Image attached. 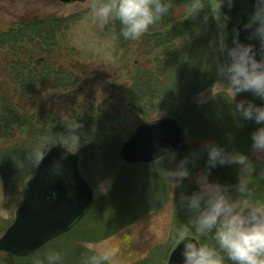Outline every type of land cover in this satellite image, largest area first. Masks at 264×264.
<instances>
[{"label":"trees","instance_id":"obj_1","mask_svg":"<svg viewBox=\"0 0 264 264\" xmlns=\"http://www.w3.org/2000/svg\"><path fill=\"white\" fill-rule=\"evenodd\" d=\"M187 3L188 0H174L172 13L136 41L124 40L118 24L105 26L108 36H114L124 52L122 71L128 82L122 86L115 84L104 110L105 104H95L97 94L106 87L103 73L90 78L87 66L63 64V50L56 34L65 20L17 22L0 31V187L18 181L25 188L35 170L25 166L29 148L42 134L66 140L64 146L81 157L83 172L84 158H94L102 170L116 165L123 183L112 195L114 199L101 205L96 203L74 228L34 254L21 257L4 253L12 258V264H31L33 255H43L48 248L64 251L66 264H79L81 256L89 254L86 243L115 232L114 219L103 220L113 210L110 202L120 208L126 197L137 194L139 186L146 185L145 172L168 160L164 157L151 164L129 165L119 156V149L139 124L151 121L162 111L179 120L190 140L188 151L177 154L176 159L200 153L195 165H189L192 176L205 169L207 152H201V148L205 141H211L248 155L257 169L254 175L259 178L254 180L255 194L264 198V177L259 176L264 171V161L251 154V133L258 125L235 113L229 91H221L211 100H198L214 84L231 90L216 72L215 49L221 23L218 4L216 0H206L207 7L196 16L184 18ZM236 99L264 104L249 93H241ZM122 107L126 108L125 113ZM133 116H137L135 122ZM76 120L80 126L74 130ZM238 178L237 165H218L209 174L211 181L227 185H234ZM187 186L192 191L196 189L191 177L180 187ZM136 209L133 204L120 214H132ZM83 220L87 222L83 224Z\"/></svg>","mask_w":264,"mask_h":264},{"label":"clouds","instance_id":"obj_2","mask_svg":"<svg viewBox=\"0 0 264 264\" xmlns=\"http://www.w3.org/2000/svg\"><path fill=\"white\" fill-rule=\"evenodd\" d=\"M237 0H219V9H231ZM251 12L247 19L232 30L231 46L221 35L215 49L217 76L232 91L228 97L234 111L242 120L254 121L258 127L251 133L252 150L264 159V104L236 97L250 93L264 101V0H250ZM174 0H89L87 8L94 23L100 28L119 25V35L126 41L141 39L152 27L168 17ZM206 6V0H188L185 17L196 16ZM206 19V18H205ZM241 31L247 33L249 42L240 39ZM74 130L79 122H74ZM61 140L42 134L29 148L26 167L38 170L50 150L61 145ZM207 152L206 167L195 177L189 165H195L200 153L176 159L177 153H165L174 167L166 170L167 181L173 189L192 177L196 189L182 193L179 203L188 218L173 229L171 243L180 242L177 259L172 264H264V198L256 196L254 180L259 179L255 164L243 152L229 151L214 142L205 141L201 152ZM67 153L53 156L47 165L48 176L65 174ZM223 165L238 166V181L234 185L211 181V169ZM264 177V171L259 173ZM71 197L72 192L69 191ZM195 233L200 239H193ZM79 264H119L113 250L99 248L88 250ZM31 264H66V253L48 248L43 255L35 254Z\"/></svg>","mask_w":264,"mask_h":264},{"label":"rangeland","instance_id":"obj_3","mask_svg":"<svg viewBox=\"0 0 264 264\" xmlns=\"http://www.w3.org/2000/svg\"><path fill=\"white\" fill-rule=\"evenodd\" d=\"M88 3L89 0L70 4L59 0H0V31L7 30L17 22H32L48 18L65 20L66 22L56 34L63 50V64H77L81 68L87 66L90 70V78L96 73H103L101 78L106 80V87L97 94L95 104L99 107L105 104L102 107L104 110L108 97L114 93L115 84L122 86L128 82L126 73L122 71L125 58L117 39L114 36H108L105 27L100 28L93 22L87 8ZM218 21H221L220 14H218ZM49 29L52 30V27ZM221 35L226 41V34L220 23L219 40ZM221 91H229L232 94V91L225 85L218 83L200 95L198 100H211ZM130 108H132L131 105ZM121 109L122 113L126 112V108L122 107ZM167 116L170 115L162 111L157 113L154 119ZM136 118L137 116H133L132 120L135 122ZM251 154L255 159L264 161V159H259L253 150H251ZM84 164L83 175L95 192L93 208L96 203L101 205L107 199L109 200L113 194L115 195L119 191L116 190L120 186L122 187L123 183L121 184L119 175L116 173L119 170L116 165H108L107 170H102L98 165L99 162L92 157H89L88 160L84 158ZM174 166L169 160L162 161L159 167L145 172L143 178L146 185L139 186L137 194L126 197L120 208L116 203L110 202L111 210H113L103 220L107 221L110 217L113 218V222L116 223L113 226V232H115L106 238L103 236L104 238H100L96 242L86 243V247L89 249L106 247L113 250L119 264H136L138 262L167 264L171 251L179 242L171 243L173 229L188 218L186 210L179 203V197L182 193H189V190L192 192L188 186L173 189L171 181H167L166 170ZM192 177L191 181L197 187ZM20 186L17 181L0 187V238L16 217L24 192ZM133 204H136L137 209L132 214L122 216L126 208ZM92 208L83 218L88 216ZM123 209L124 211L120 214ZM127 219L129 221H126ZM86 222L84 221L83 224ZM128 222L131 224L125 226ZM192 236L197 237L195 233ZM12 261V258L0 252V264H12Z\"/></svg>","mask_w":264,"mask_h":264},{"label":"water","instance_id":"obj_4","mask_svg":"<svg viewBox=\"0 0 264 264\" xmlns=\"http://www.w3.org/2000/svg\"><path fill=\"white\" fill-rule=\"evenodd\" d=\"M59 1L70 4L86 0ZM216 2L219 9V0ZM251 10L250 0H237L231 9H219L229 46L233 28L241 25ZM240 39L249 42L245 31H241ZM188 148L189 140L183 126L175 117L167 116L140 124L123 143L119 155L128 164L151 163L169 151L183 153ZM61 153H67L65 174L48 176V163ZM69 191L71 197L67 194ZM94 200V189L81 171L78 154L61 145L53 147L28 180L16 217L0 238V252L21 257L33 254L72 229L92 208ZM179 247L180 242L171 251L167 264L177 259Z\"/></svg>","mask_w":264,"mask_h":264}]
</instances>
